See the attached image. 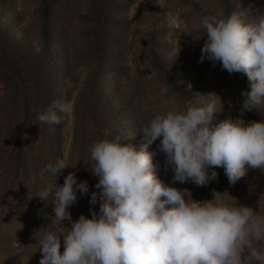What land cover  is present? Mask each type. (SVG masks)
I'll list each match as a JSON object with an SVG mask.
<instances>
[{
    "label": "clouds",
    "instance_id": "1",
    "mask_svg": "<svg viewBox=\"0 0 264 264\" xmlns=\"http://www.w3.org/2000/svg\"><path fill=\"white\" fill-rule=\"evenodd\" d=\"M163 2L156 0L160 7ZM168 23L174 27L176 21ZM199 25L206 36L199 62L211 61L213 67L219 63L229 74L246 75L248 90L241 92L240 115L260 112L264 11L255 16L243 9L223 18L205 15ZM180 51V46L179 51L170 47L167 55L177 58ZM221 108V100L220 106L193 100L183 111L155 114L141 130L139 150L123 143L120 135L94 142L88 168L98 178V191L91 192L89 203L99 204V210L90 208V218L81 214L73 220L69 211L78 194H89L88 182L79 181L72 171L63 184L57 183L64 170L76 167L61 157L42 168L36 197L51 199L53 228L43 230L38 241L39 264H264V214L230 203L220 193L198 201L187 189L165 184L156 175L157 152L149 151L159 140L157 148L165 172H172V184L207 186L218 179L216 168H223L230 185L250 169L264 172V119L246 123L229 117L213 124ZM73 112L71 102L53 101L38 119L59 125Z\"/></svg>",
    "mask_w": 264,
    "mask_h": 264
},
{
    "label": "rangeland",
    "instance_id": "2",
    "mask_svg": "<svg viewBox=\"0 0 264 264\" xmlns=\"http://www.w3.org/2000/svg\"><path fill=\"white\" fill-rule=\"evenodd\" d=\"M241 9L255 16L264 11V0H164L161 7L156 0H0V27L24 49L38 53L43 48L47 17L56 19L53 29L61 42L52 49L60 81L57 102H71L75 107L80 102L82 89L92 88L96 74L102 70L105 99L114 112L121 114V132L129 138V144L139 150L143 132L130 121L136 105L142 106L137 118L138 127L142 129L147 127L154 111H180V104H173L165 91L160 90L171 73L190 88L198 87L197 100L201 104L214 101L220 106L221 100L222 108L214 113L213 124L229 117L242 118L243 97L236 82L240 83L242 91L248 90L246 75L229 74L219 63L213 67L211 61L199 62L206 39L202 37L200 19L205 15L223 18ZM172 19L176 21L174 27L168 23ZM179 46L181 51L177 58L167 55L170 47L179 51ZM157 69L161 71L160 77L154 74ZM94 95L91 92L93 100ZM257 113H264V109L250 111L252 115ZM73 115L58 129L62 132V157L76 168L64 170L57 183L63 184L64 176L72 171L79 181L88 182L89 194L83 197L78 194V202L69 209L76 220L81 214L90 218L89 209L94 207L98 211L99 204L89 203L91 192L98 191L94 187L98 178L88 168L91 164L89 149L97 138L90 136L88 145L72 149ZM101 120L98 116V125ZM134 131L139 133L138 137ZM10 135L8 129L0 133V264H39L42 253L38 250V241L43 230L53 228L37 221L41 202L36 195L42 187L39 173L48 165L44 160L49 154H46L47 149H33V161L28 165L18 158L19 151L11 147ZM158 144L159 140L149 151L157 152L153 163L156 175L165 184L192 190V198L198 201L211 200L214 193H220L230 203L252 207L264 214V197H261L264 172L261 170L256 177H244L235 185L229 184L225 174H218V179L207 186L172 184V172H165L164 156L158 151ZM10 153L15 161L7 157ZM28 193L29 201L25 205ZM48 215H53L51 203Z\"/></svg>",
    "mask_w": 264,
    "mask_h": 264
},
{
    "label": "trees",
    "instance_id": "3",
    "mask_svg": "<svg viewBox=\"0 0 264 264\" xmlns=\"http://www.w3.org/2000/svg\"><path fill=\"white\" fill-rule=\"evenodd\" d=\"M56 23V19L51 16L47 17L46 33L42 39L43 48L38 53L24 49L14 41L7 30L0 27V133L2 135V132L8 129L11 134L9 136L11 147L19 151L18 158L28 165H31L33 161V149H47L46 154L49 156L44 160L45 164H50V161L54 163L62 157L63 152L61 149L62 132L58 129L60 124L41 123L38 119V115L53 101H58L57 87L60 81L57 79V67L52 53V49L61 44L60 36L56 35L53 29ZM154 74L160 77V69H157ZM93 81L92 88L86 86L82 89L80 102L74 107L72 149L75 150L83 144L88 145L91 137L100 140L112 139L120 135L125 137L123 143L129 144V138L121 132V114L114 112L105 99L106 86L102 70H99ZM162 85L160 90L165 91L164 94H167L173 104H180V111L185 110L193 100L198 99V87L190 88L172 73ZM236 88L241 94L242 89H240L239 82H236ZM91 92L95 93L94 100L91 98ZM241 103L242 100L240 105ZM167 109L169 110L170 106ZM141 110V104L136 105L132 111L133 120H130L140 132L142 128L138 127L137 118L141 115ZM158 113L162 114L163 111H154L153 116ZM98 116L102 119L101 125H98ZM241 119L246 123L259 122L264 119V113L252 115L250 112H245ZM134 134L139 136V133L137 135L135 131ZM12 155L13 153H10L7 157L15 161L16 158ZM258 170L250 169L245 178L252 179L257 175ZM215 171L219 175L224 174L223 168H217ZM60 178L61 176L57 182ZM191 184L189 182L187 186ZM29 196V193L25 194V205L29 201ZM40 202L37 221L52 225L48 215V205L52 202L51 199L48 202L42 200ZM70 213L72 214L71 211Z\"/></svg>",
    "mask_w": 264,
    "mask_h": 264
}]
</instances>
